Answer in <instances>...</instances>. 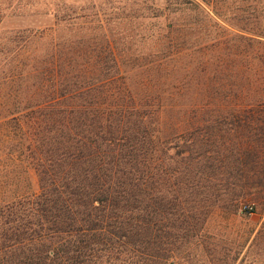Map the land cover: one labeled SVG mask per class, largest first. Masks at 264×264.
<instances>
[{
  "label": "trees",
  "instance_id": "trees-1",
  "mask_svg": "<svg viewBox=\"0 0 264 264\" xmlns=\"http://www.w3.org/2000/svg\"><path fill=\"white\" fill-rule=\"evenodd\" d=\"M193 27L169 21L149 38L134 87L111 49L0 52V195L29 169L39 182L37 194L0 200V264H179L160 229L151 237L150 179L167 175L164 160L179 164L184 153L170 151L206 116L232 125L244 117L243 138L191 142L197 151L211 142L221 158L243 155L244 176L221 179L234 166L216 160L195 172L169 169L171 177L226 185L222 208L264 194V36L239 30L204 46L183 35ZM26 39L24 47L35 44ZM185 58L199 59L196 68L179 66ZM153 193L160 222L161 189Z\"/></svg>",
  "mask_w": 264,
  "mask_h": 264
},
{
  "label": "rangeland",
  "instance_id": "rangeland-1",
  "mask_svg": "<svg viewBox=\"0 0 264 264\" xmlns=\"http://www.w3.org/2000/svg\"><path fill=\"white\" fill-rule=\"evenodd\" d=\"M193 1L198 6L183 5V0H0V52L74 48L105 55L111 49L119 59L120 72H125L128 83L134 87L135 82L145 77L144 73L138 74L137 67L150 58L149 38L156 36L169 21L183 24L184 28L194 26L183 31V35L206 42L204 46H210L216 38L240 34L239 30L248 37L264 36V0ZM156 14L161 16L155 18ZM26 38H35V44L24 47ZM192 60L194 69L197 58H185L179 66L186 67ZM183 77L186 82H193L186 73L177 76ZM243 118L236 120L235 125L229 124L231 119L208 116L200 119V127L185 134L184 140L188 143L183 149L169 153L185 154L176 157L179 164L164 160L163 170L165 168L167 175L161 178L153 175L150 179L153 191L161 189L162 199L159 222L155 213L158 196L152 191L151 237L155 238L160 229L162 243L173 249L179 264H264V194L241 198L230 209L222 208L231 199V189L226 185L215 187L198 181L199 178L190 173L176 179L170 175L174 169L187 172L189 168L195 172L200 167L198 164L221 160L234 166L232 173L221 175V179L244 176L240 172L244 168L243 155L218 157L217 148L211 142L199 151L191 146V142L207 136L221 134L243 138ZM172 120L183 122L184 118ZM190 122L195 123L196 118ZM22 177L24 181L15 184V190H4L6 193L0 195V200L39 193L34 170L29 169ZM235 190L237 194L244 192V188ZM246 206L254 207L253 215L245 212ZM172 237L177 239L174 246L169 244Z\"/></svg>",
  "mask_w": 264,
  "mask_h": 264
},
{
  "label": "built area",
  "instance_id": "built-area-1",
  "mask_svg": "<svg viewBox=\"0 0 264 264\" xmlns=\"http://www.w3.org/2000/svg\"><path fill=\"white\" fill-rule=\"evenodd\" d=\"M244 210H245V212H246L247 214H249V215H253L254 212H255V209H254L253 206H246V207L244 208Z\"/></svg>",
  "mask_w": 264,
  "mask_h": 264
}]
</instances>
